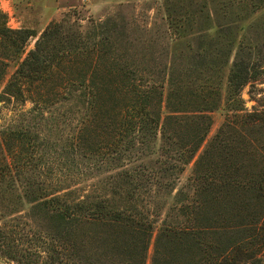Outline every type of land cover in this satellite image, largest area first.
<instances>
[{
  "label": "trees",
  "instance_id": "1",
  "mask_svg": "<svg viewBox=\"0 0 264 264\" xmlns=\"http://www.w3.org/2000/svg\"><path fill=\"white\" fill-rule=\"evenodd\" d=\"M204 4L201 12L206 9V28L198 32L218 28L217 32L227 35L230 42L236 23L225 25L219 20L222 15L228 17L235 13L234 1L219 5V13L215 9L213 17L209 6L218 4L214 0ZM262 8L264 0L255 2L251 10L256 13ZM179 14L170 15L175 41L189 36L197 22V17L190 13ZM110 21L97 25L98 35L105 33L112 24ZM6 25L4 22L0 26L1 39L15 33ZM61 27L60 23L48 26L35 50L9 80L8 94L23 95L27 80L43 68L51 69L52 63L46 60L49 40ZM18 33L32 36L29 31ZM103 37L92 48L85 43L76 51L80 56L93 57L96 62L72 82L81 92L89 114L79 126V142L71 149L61 150L63 159L50 161L46 147H31L24 131L3 132L0 216L8 219L5 213L11 216L24 207H28V213L18 218L16 224L7 221L6 227L0 230V264H41L43 257L47 258V264H147L156 221L150 218V211L112 206L106 189L112 184L118 188L115 195L122 194V182L104 177L99 185L89 187L85 195L84 188L60 193L64 188L61 180L69 181V187L78 181L77 174L87 180L94 172L112 170L108 166L107 170L98 169L90 160L94 156L112 157V162L121 160L125 156L123 150L130 148L128 145L138 143L142 137L145 141L155 139L159 132L170 147L168 151L163 150L161 157L166 156L170 161H166V167L148 175L149 185L175 189L176 179L186 167L194 164L191 187L196 201L192 207L183 203L179 208V216L186 217V223H164L159 229L151 264H257V257L264 251V111L235 110L231 114L230 108L225 109L224 123L208 141L213 125L211 114L225 105L228 108L232 102L225 103L222 91L208 83L210 69L219 66V50L204 46L205 35L199 38L202 45L198 52L190 48L187 55L175 54L169 75L162 81L139 78L145 72L137 67L116 66L121 56L115 59L109 56L112 50L101 49L107 42ZM233 41L228 50L220 52L224 66L231 62ZM216 46L214 49L219 48V41ZM251 52L248 57L243 55L242 49L236 53L228 80L231 90L235 88L234 91L239 92L263 73V69L260 70L263 66L252 63ZM185 56L188 62L182 67L178 61ZM103 58L107 61L101 62ZM100 72L108 80L101 82ZM99 129L104 138L95 144ZM88 140L93 143L91 148L85 147ZM113 153L116 154L113 156ZM64 167L77 173L61 179L57 172ZM147 168L144 167L142 174H146ZM131 171L125 170L113 177L121 175V178L132 179L135 175ZM48 172L50 181L46 177ZM47 184H55V188L49 189ZM136 190L138 188H134L130 198H136ZM182 193L187 197L186 192ZM24 219L26 223L22 225L20 222ZM25 241L35 242L33 248H24Z\"/></svg>",
  "mask_w": 264,
  "mask_h": 264
},
{
  "label": "rangeland",
  "instance_id": "2",
  "mask_svg": "<svg viewBox=\"0 0 264 264\" xmlns=\"http://www.w3.org/2000/svg\"><path fill=\"white\" fill-rule=\"evenodd\" d=\"M180 1H183L182 4ZM205 1L212 3V0H0V26L6 22L7 28L15 31L13 34L0 38V140L6 130L24 131L31 141V147L40 146L41 149L46 147L50 161L63 159L60 157L61 150L71 149L75 143L79 142V126L83 118H87L89 114L88 106L80 97L81 92L76 90L72 82L82 76L81 73L85 72L86 67L96 62L93 57L80 56L76 51L85 43L89 49L92 48L103 36L105 41L107 38V42L100 46L101 49L108 52L112 50L109 56L115 59L117 55L121 56L116 66L137 67L145 72L139 75V78L162 81L169 75V69L175 61V54L187 55L190 48L198 52L199 45H202L199 38L205 35L204 46L208 49L212 48V51L219 50V66L210 69L208 83L222 91L225 103L232 102L228 108L225 105L222 108L224 110L220 109L211 114L213 125L208 141L219 132L220 126L224 123L225 109L230 108L231 114L235 110L242 113L264 111V8L256 13H252L251 10L252 5L260 0H232L235 13L228 17L222 15L220 20L218 14L219 23L225 25L236 23L233 26L234 31L230 42L227 35H220L217 32L218 28L201 34L198 32L200 28H206V9L205 12H201ZM214 1L218 6L213 4L209 6L212 17L215 9L219 13L217 10L219 5L229 2V0ZM177 12L180 13L179 15L190 13L197 17V22L189 32V36L186 35L175 41L172 37L173 28L170 27L172 22L170 15L175 16ZM104 21H110L112 24L104 31V34L98 35L97 25ZM52 23H60L62 27L60 31H55L49 40L46 60L49 64L52 63L51 69L43 68L38 75L27 80L23 95L18 92L13 95L8 94L6 86L9 80L30 52L35 50L37 41ZM18 31H29L32 36L27 37ZM218 41L219 48L214 49L213 46L217 47ZM232 41L233 56L230 64L224 66L220 52L228 50L229 43ZM241 49L245 57H248L249 52L252 51V63L256 62L263 66L260 68V70L263 69V73L238 92L234 91L235 88L231 90L228 80L232 62ZM113 58L110 60L113 61ZM100 61L105 62L107 58ZM186 61L185 56L178 61V64L184 67L188 62ZM148 71L154 74L146 73ZM101 75L102 73L99 74L101 82L108 80ZM98 132L99 138L97 137L95 144H99V140L104 138L101 129ZM94 135L96 136V132ZM143 139L142 137V140L132 146L128 145L130 148L128 151L123 150L125 156L121 160L112 162V157L94 156L90 162L94 165L96 163L98 169L107 170L108 166L112 170L94 172L93 176L87 180L85 178L82 180L80 178L82 176L77 174L78 181L69 187V181L61 180L64 188L60 193H67L70 189L84 188L86 195L89 193L87 189L93 185H99V181L104 177L111 181L122 182V194L115 195L118 188L111 184L106 189V197L112 200V206L135 207L143 212L150 211V218L156 221L147 256V264H151L155 239L164 223L176 225L179 222L188 221L186 217L179 216V208L183 203L190 204L192 207L196 201L193 186L191 187L194 164L186 167L179 179H176L175 189H161L159 184L149 185L148 175L168 165L166 161L169 159L166 156L161 157V153L163 150L168 151L170 147L165 144L160 132L155 139L147 138L146 141ZM92 144L88 140L85 142V147L91 148ZM80 159L83 158L80 157ZM79 161L82 163V160ZM86 167L83 169L86 170ZM144 167H148L146 174H142ZM130 169L135 175L132 179L127 176L121 178V175L118 178L113 177ZM74 172L77 173L76 170ZM74 172H69L64 167L60 173L57 172V175L62 179L63 176L76 174ZM46 175L50 181V173ZM127 183H130L129 186H126ZM47 185L49 189L55 188V184ZM134 188L138 190H136V198L132 199L130 196ZM182 192H186L187 197ZM79 193L81 196L84 195L83 191ZM18 211L19 213L11 216L8 212L5 213L9 220L0 216V230L6 227L7 221L10 224L13 221V224H16L18 218L25 217L28 207L20 208ZM20 223L24 225L26 219ZM34 243L25 241L24 248L32 249ZM257 259V264H264V251ZM41 261V264L48 263L46 257H43ZM182 262H185L184 259Z\"/></svg>",
  "mask_w": 264,
  "mask_h": 264
}]
</instances>
